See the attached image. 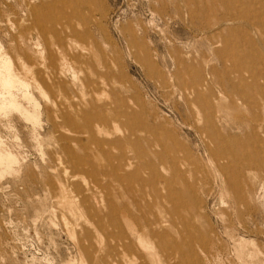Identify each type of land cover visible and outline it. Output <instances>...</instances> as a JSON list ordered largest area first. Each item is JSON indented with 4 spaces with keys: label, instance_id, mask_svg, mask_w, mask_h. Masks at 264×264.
I'll return each instance as SVG.
<instances>
[{
    "label": "rangeland",
    "instance_id": "rangeland-1",
    "mask_svg": "<svg viewBox=\"0 0 264 264\" xmlns=\"http://www.w3.org/2000/svg\"><path fill=\"white\" fill-rule=\"evenodd\" d=\"M0 59V264H264V0H0Z\"/></svg>",
    "mask_w": 264,
    "mask_h": 264
},
{
    "label": "bare ground",
    "instance_id": "bare-ground-1",
    "mask_svg": "<svg viewBox=\"0 0 264 264\" xmlns=\"http://www.w3.org/2000/svg\"><path fill=\"white\" fill-rule=\"evenodd\" d=\"M2 72H5V75H2ZM14 85L15 80L13 79V76L10 73L8 64L0 59V97H2L4 101L7 102L10 106H14V102L10 97H8V95L4 96V93L6 92L2 91V89L5 87H13Z\"/></svg>",
    "mask_w": 264,
    "mask_h": 264
}]
</instances>
